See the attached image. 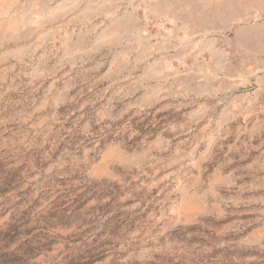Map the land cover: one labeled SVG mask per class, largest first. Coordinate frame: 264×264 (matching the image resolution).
<instances>
[{
    "label": "rangeland",
    "instance_id": "374dc122",
    "mask_svg": "<svg viewBox=\"0 0 264 264\" xmlns=\"http://www.w3.org/2000/svg\"><path fill=\"white\" fill-rule=\"evenodd\" d=\"M0 264H264V0H0Z\"/></svg>",
    "mask_w": 264,
    "mask_h": 264
}]
</instances>
